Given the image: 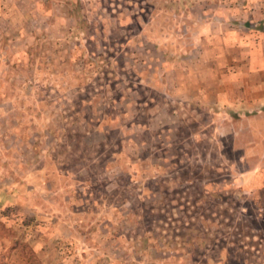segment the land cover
<instances>
[{
	"label": "rangeland",
	"instance_id": "rangeland-1",
	"mask_svg": "<svg viewBox=\"0 0 264 264\" xmlns=\"http://www.w3.org/2000/svg\"><path fill=\"white\" fill-rule=\"evenodd\" d=\"M263 29L236 0H0V264H264V161L194 100Z\"/></svg>",
	"mask_w": 264,
	"mask_h": 264
},
{
	"label": "crops",
	"instance_id": "crops-1",
	"mask_svg": "<svg viewBox=\"0 0 264 264\" xmlns=\"http://www.w3.org/2000/svg\"><path fill=\"white\" fill-rule=\"evenodd\" d=\"M196 1L206 3L210 0ZM223 1L225 2L226 0ZM229 1L231 2L232 0ZM236 1L237 4L241 5V15L243 17L253 18L264 13V0H254L255 4H261V10L257 14L249 12L246 8L247 6L244 5V1L249 0ZM202 30H215L213 34H217L216 36H219L221 31L219 28H204ZM229 31L226 30L219 37L225 43L221 46V50L227 52L236 44V42L227 41L230 35ZM252 32L256 33L254 34L255 38H246V41L244 40L237 44V46H245L244 49L247 50L243 71L237 68V70L225 73L221 78L222 80L215 82L214 88L207 86L205 91L197 88L194 100L200 105L208 104L209 107L214 108V113L218 109L220 114L229 119L228 121L231 122L230 126L235 132L245 129L252 134L250 135V141L242 145H247L248 149H244V151L253 157L251 160L247 159V161L255 163L260 160L264 161V155L260 157L257 150L258 147H264V140L260 136V131H264V124L261 127L256 124L257 119L260 116H264V29L252 30ZM216 47L213 46L212 49H217ZM254 175L264 177V166L261 168L260 173L254 172L251 177H255Z\"/></svg>",
	"mask_w": 264,
	"mask_h": 264
}]
</instances>
